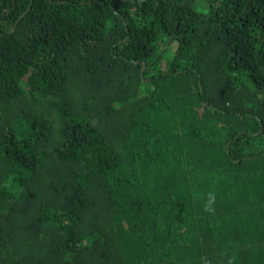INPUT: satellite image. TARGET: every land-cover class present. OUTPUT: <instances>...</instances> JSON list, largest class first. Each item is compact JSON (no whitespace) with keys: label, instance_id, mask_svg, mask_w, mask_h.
I'll return each instance as SVG.
<instances>
[{"label":"trees","instance_id":"16d2710c","mask_svg":"<svg viewBox=\"0 0 264 264\" xmlns=\"http://www.w3.org/2000/svg\"><path fill=\"white\" fill-rule=\"evenodd\" d=\"M233 257L264 264V0H0V264Z\"/></svg>","mask_w":264,"mask_h":264},{"label":"clouds","instance_id":"9594fccd","mask_svg":"<svg viewBox=\"0 0 264 264\" xmlns=\"http://www.w3.org/2000/svg\"><path fill=\"white\" fill-rule=\"evenodd\" d=\"M215 204H216V194L214 192H209L207 194V199L204 202V211L210 214H215ZM235 257L228 261V264H233Z\"/></svg>","mask_w":264,"mask_h":264}]
</instances>
